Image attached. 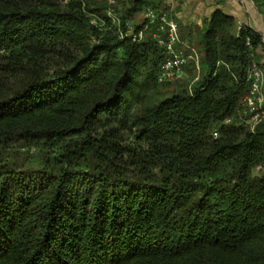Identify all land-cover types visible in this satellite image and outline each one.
Returning <instances> with one entry per match:
<instances>
[{"label":"trees","instance_id":"16d2710c","mask_svg":"<svg viewBox=\"0 0 264 264\" xmlns=\"http://www.w3.org/2000/svg\"><path fill=\"white\" fill-rule=\"evenodd\" d=\"M107 2L0 0V264H264L260 35L172 15L199 77L159 83L136 19L169 5L118 0L112 24Z\"/></svg>","mask_w":264,"mask_h":264},{"label":"built area","instance_id":"2783aa9c","mask_svg":"<svg viewBox=\"0 0 264 264\" xmlns=\"http://www.w3.org/2000/svg\"><path fill=\"white\" fill-rule=\"evenodd\" d=\"M118 0H108L106 15L112 24H118L119 18L115 12ZM95 21V20H94ZM103 24V23H102ZM141 29L134 38L141 39L142 32L147 31L154 38L155 42L162 48L164 53L158 72L157 81L167 82L180 77L182 68L190 61H194L199 68V59L196 50L186 41L182 40L178 32L177 21L170 13L158 12L152 6L147 5L142 13ZM134 25L129 24L127 31L132 35ZM249 45V41L246 42ZM251 61L248 71V86L243 97V105L249 113V123L253 128L264 119V71L250 54ZM217 136L216 131L213 137Z\"/></svg>","mask_w":264,"mask_h":264},{"label":"crops","instance_id":"0c3cea01","mask_svg":"<svg viewBox=\"0 0 264 264\" xmlns=\"http://www.w3.org/2000/svg\"><path fill=\"white\" fill-rule=\"evenodd\" d=\"M165 2L169 5L170 14L185 27L202 28L204 20L219 10L234 19L236 33L241 27L257 32L261 45L255 52V59L264 71V0H165ZM141 17L140 13L137 19Z\"/></svg>","mask_w":264,"mask_h":264},{"label":"rangeland","instance_id":"374dc122","mask_svg":"<svg viewBox=\"0 0 264 264\" xmlns=\"http://www.w3.org/2000/svg\"><path fill=\"white\" fill-rule=\"evenodd\" d=\"M66 1H69V0H66ZM107 6H108V2H107V4H106ZM106 10H107V8H106ZM94 15H97V14H94ZM92 17L91 18H93V21L95 20V19H97L96 17L94 18L93 17V15H91ZM137 21V24H140L141 22H142V17L140 18V19H136ZM147 31H144V32H142V35L141 36H145L147 33H146ZM199 59V58H198ZM195 63V62H194ZM198 63H199V61H198ZM195 67H196V64H195ZM199 71H200V69H198L197 67L195 68V72H194V75L192 76L193 77V81L195 82L197 79H198V77H199ZM181 75H183V73L181 74ZM175 79H177V78H175ZM174 79V80H175ZM160 83V82H159ZM168 84H166L165 86H164V88H163V90H169V87L167 86ZM246 114V113H245ZM244 114V115H245Z\"/></svg>","mask_w":264,"mask_h":264}]
</instances>
